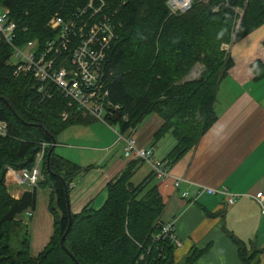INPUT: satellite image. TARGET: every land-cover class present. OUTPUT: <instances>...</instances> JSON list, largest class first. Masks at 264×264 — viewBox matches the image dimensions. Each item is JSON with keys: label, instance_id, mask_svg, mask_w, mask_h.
Returning a JSON list of instances; mask_svg holds the SVG:
<instances>
[{"label": "trees", "instance_id": "trees-1", "mask_svg": "<svg viewBox=\"0 0 264 264\" xmlns=\"http://www.w3.org/2000/svg\"><path fill=\"white\" fill-rule=\"evenodd\" d=\"M88 1L0 0V8L15 23L13 45L33 41L41 47L57 32L48 26L52 17L78 19V11ZM98 1L93 4L99 6ZM104 1L100 14H107L115 24V37L101 63L100 84L107 93L104 122L126 134L156 113L162 123L154 140L167 133L175 140L162 159L170 168L215 122L216 89L232 64L220 45L244 37L263 23L264 0H192L187 10L174 14L168 0ZM12 51L10 44L0 40V121L6 123V133L0 135V264H75L70 255L78 264H176V246L161 231L164 204L155 175L151 171L137 183L132 181L145 163L141 159L128 160L106 183V197L99 207L90 201L80 211H70L71 224L61 246L69 221L66 191L91 166L82 167L56 154L54 148L46 162V153L52 137L57 139L71 125H88L96 119L57 87L45 85L38 90L31 74H17L9 62ZM196 64L201 65L200 74L186 80ZM252 68L257 78L261 67L254 62ZM62 113L67 117L63 119ZM43 142L50 145L40 163V179L14 198L5 183L7 168H31ZM38 188H49L52 233L44 248L32 256L28 232L17 250L9 241L20 224L18 214L35 209ZM231 239L240 264H260L256 244L232 235ZM204 250L192 247L184 264H197Z\"/></svg>", "mask_w": 264, "mask_h": 264}, {"label": "crops", "instance_id": "crops-1", "mask_svg": "<svg viewBox=\"0 0 264 264\" xmlns=\"http://www.w3.org/2000/svg\"><path fill=\"white\" fill-rule=\"evenodd\" d=\"M228 54L232 64L220 79L213 101L215 122L169 168L168 179H156L164 204L159 221L172 222L181 242L174 251L176 264H184L192 247L205 248L197 264H240L231 235L256 244L261 250L260 264H264V207L253 198L256 191L264 188V21L233 41ZM254 62L261 67L257 78ZM161 123L162 119L151 113L134 130L137 146H153L157 159H163L175 142L170 133L154 140L153 134ZM97 126L93 122L71 125L56 139L63 145L62 154H70L68 160L82 167L91 166L73 179L69 190L72 213L90 201L95 206L105 200L106 183L128 162L122 154L123 143L113 129L107 125L105 138L97 132ZM149 172L151 167L144 163L133 177L139 181ZM176 177L181 178L177 187L173 185ZM5 183L7 186L6 178ZM12 186L14 193L10 194L14 198L31 189L14 183ZM206 188L214 193H207ZM185 190L188 193L183 197ZM223 190L235 194L231 205Z\"/></svg>", "mask_w": 264, "mask_h": 264}, {"label": "built area", "instance_id": "built-area-1", "mask_svg": "<svg viewBox=\"0 0 264 264\" xmlns=\"http://www.w3.org/2000/svg\"><path fill=\"white\" fill-rule=\"evenodd\" d=\"M102 7L103 3L95 6L93 0H89L86 8L78 11V19L74 17L65 20L59 16L52 17L48 26L57 32L41 47L33 41L26 42L22 47L13 45L15 23L9 19L8 11L0 8V40L12 46L13 51L9 62L14 66L17 74H31L39 85L38 90L45 85L57 87L64 97L72 100L82 112L105 121L107 93L103 91L100 84L101 63L115 37V24L107 14L104 12L105 15L100 14ZM87 8L90 10L84 18ZM62 52L66 53L62 54ZM116 108L117 106L113 107V109ZM66 117L67 113H62V118ZM5 133L6 123L0 121V135ZM116 134L117 140L123 143L122 154L125 159H141L151 167L158 180L169 178L166 161L155 157L153 146L147 148L137 146L132 127L127 130L126 134L118 131ZM49 145L47 142L41 143V148L31 168L8 167L5 178L10 176L12 182L18 186L24 185L31 188L36 186L40 179V163ZM180 181L179 177L173 178V185L177 187ZM73 184L71 181L69 187H73ZM206 192L214 193V190L206 188ZM187 193L185 190L181 195L186 197ZM222 193L227 204L231 205L235 194L225 192V190ZM253 198L261 207H264V188L256 191ZM160 225L162 234H168L174 245L179 247L181 242L174 234L173 223L160 222Z\"/></svg>", "mask_w": 264, "mask_h": 264}, {"label": "rangeland", "instance_id": "rangeland-1", "mask_svg": "<svg viewBox=\"0 0 264 264\" xmlns=\"http://www.w3.org/2000/svg\"><path fill=\"white\" fill-rule=\"evenodd\" d=\"M100 3H103V6L105 5L104 0H101ZM167 4L169 6L170 11L173 14L176 12H184L185 10H187V9L181 10V9L174 8L169 3V0H168ZM236 11L239 12V14L241 13V11L239 9H237ZM231 43L232 42H227V43H222L220 45V49L223 50L224 54L226 52L228 53V50H229L228 48L230 47ZM14 60L16 61L15 58H14ZM200 70H201V65L196 64L191 69V71L188 73V75L185 77V79L189 80V79L196 78L200 74ZM95 119L96 120L93 121V126L98 124V126L96 127L97 132L101 136L106 138L105 133H107V124L101 119H98V118H95ZM99 121L105 123L106 125L101 124ZM109 127L110 126H108V128ZM110 128H112L116 134V131H117L116 128H114V127H110ZM115 136L117 137V134ZM135 140H136V138H135ZM56 144H57V141H56ZM56 144L54 147L55 153L62 156V157H65L67 159V155L70 156V154H62V147L61 146H63V145H61L59 143L57 145ZM65 152H67V151L65 150ZM9 178L10 177H6L7 190L9 193H14V187L12 186L13 182H11L12 179L11 178L9 179ZM139 179H140V177H139ZM132 181L133 182L138 181V177L134 176L132 178ZM22 188L23 189L24 188L29 189V187H26V186H24ZM48 193H49V188H38L37 189V201H36L35 209L34 210H25L22 213L18 214L17 219L19 220L20 224L16 228L14 233H12L10 241H9V244L13 250H17L20 248V242H21V239L23 238V235L25 234V232H28V234L30 235V238H31L30 254L32 256H36L44 248V246L48 242V239L52 233L51 214L49 213V211L47 209ZM103 201L104 200H102V202ZM102 202L96 203L95 207L96 208L99 207L102 204Z\"/></svg>", "mask_w": 264, "mask_h": 264}, {"label": "water", "instance_id": "water-1", "mask_svg": "<svg viewBox=\"0 0 264 264\" xmlns=\"http://www.w3.org/2000/svg\"><path fill=\"white\" fill-rule=\"evenodd\" d=\"M170 1V0H169ZM189 7V6H188ZM187 7V8H188ZM186 8V9H187ZM185 10V9H183ZM52 139V143H51V146L49 148V150L47 151L46 153V162L48 161V157L52 151V149L55 147V144H56V139L55 138H51ZM47 169H49L48 165H47ZM66 201H67V210H68V218H69V221H68V226L66 228V231L64 233V235L61 237L60 239V244L61 246L63 247V240H64V236L67 234L68 230H69V227H70V224H71V213H70V208H69V193L66 191ZM71 258L74 260L75 264H78V262L74 259V257L72 255H70Z\"/></svg>", "mask_w": 264, "mask_h": 264}, {"label": "bare ground", "instance_id": "bare-ground-1", "mask_svg": "<svg viewBox=\"0 0 264 264\" xmlns=\"http://www.w3.org/2000/svg\"><path fill=\"white\" fill-rule=\"evenodd\" d=\"M191 1L192 0H170L169 3L174 8L183 10V9H186L190 5Z\"/></svg>", "mask_w": 264, "mask_h": 264}]
</instances>
